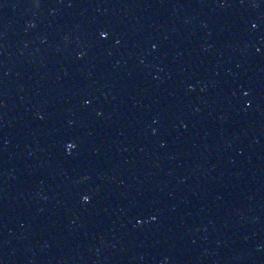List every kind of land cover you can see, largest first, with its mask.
Here are the masks:
<instances>
[{
	"label": "snow or ice",
	"instance_id": "snow-or-ice-1",
	"mask_svg": "<svg viewBox=\"0 0 264 264\" xmlns=\"http://www.w3.org/2000/svg\"><path fill=\"white\" fill-rule=\"evenodd\" d=\"M253 26L255 27L256 25L254 24ZM101 35H102L103 37L107 38V37L110 35V33H109L107 30H101ZM69 147H70V148H71V147H75V144L72 143V142L70 141V142H69ZM83 199H84V200H88V199H90V197H89L88 195H85V196L83 197Z\"/></svg>",
	"mask_w": 264,
	"mask_h": 264
}]
</instances>
